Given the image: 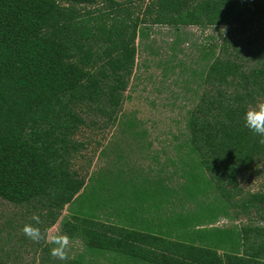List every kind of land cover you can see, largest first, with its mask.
Segmentation results:
<instances>
[{
    "label": "trees",
    "instance_id": "1",
    "mask_svg": "<svg viewBox=\"0 0 264 264\" xmlns=\"http://www.w3.org/2000/svg\"><path fill=\"white\" fill-rule=\"evenodd\" d=\"M100 2L111 12L78 8ZM128 13L117 0H0V198L44 208L48 227L77 204L60 231L110 264H258L264 224L210 225L252 211L264 222V192L239 183L264 157V144L244 126L246 111L264 102V0H150L142 17ZM148 21L232 32L202 45L187 135L171 160V177L183 182L122 169L85 178L72 166L86 147L75 136L119 122L135 40ZM107 207L103 220L98 212ZM62 264L100 263L78 254Z\"/></svg>",
    "mask_w": 264,
    "mask_h": 264
},
{
    "label": "rangeland",
    "instance_id": "2",
    "mask_svg": "<svg viewBox=\"0 0 264 264\" xmlns=\"http://www.w3.org/2000/svg\"><path fill=\"white\" fill-rule=\"evenodd\" d=\"M117 1L125 4L130 18H135L142 17L150 0H131V3L125 0ZM78 8L82 12L84 9L111 12L103 2ZM139 30L144 31L145 36L135 40V65L124 92L120 120L113 126L82 127L75 138L85 142L86 147L75 154L72 166L85 178L106 173L108 170L116 174L122 169L126 176L131 174V171L152 179L161 175L166 185L177 187L183 179L177 175L171 177L176 168L171 160H176L182 153L178 144L183 142L187 135L186 112L194 103L193 90L199 82V77L194 73L199 72L206 62L200 57L202 45L219 43L222 36H231L232 32L226 26L175 28L152 24L149 21L141 24ZM127 119L135 124L130 131L125 122ZM131 132L140 134L133 135ZM120 154L123 157L121 159L118 158ZM137 175L136 179H139ZM239 183L245 192H264V157L258 159L253 168L240 176ZM178 204L181 202L173 201L174 208H179ZM184 204L187 209L193 208L194 205L188 202ZM76 206L77 204L73 203L69 208L65 207L51 228L60 231L62 218L69 216L70 208ZM109 209L111 207L99 210L101 219L105 220L103 213ZM45 212L44 208L35 203L14 205L0 198V264L63 263L51 257L52 245L43 241L39 244L33 243L21 231L26 223H32L31 217L34 213L39 214L43 221L41 229L49 228ZM261 212L264 213V204ZM161 214H167L166 205L161 208ZM152 216L155 217V214ZM143 217L148 216L143 214ZM249 220L255 224H264L252 211L249 217L240 215L233 220L220 216L210 226H238L249 223ZM78 254H83L87 259H96L100 264L111 263L109 255L93 257L81 240L75 238L70 259Z\"/></svg>",
    "mask_w": 264,
    "mask_h": 264
},
{
    "label": "clouds",
    "instance_id": "3",
    "mask_svg": "<svg viewBox=\"0 0 264 264\" xmlns=\"http://www.w3.org/2000/svg\"><path fill=\"white\" fill-rule=\"evenodd\" d=\"M244 126L254 135L259 137V143L264 144V102H258L250 107L244 116ZM32 223H26L22 233L33 243L50 244V255L56 260L67 262L71 257L73 238L67 233L53 230L51 227L42 230L40 225L43 221L39 214L34 213L31 217ZM258 264H264V258H257Z\"/></svg>",
    "mask_w": 264,
    "mask_h": 264
}]
</instances>
